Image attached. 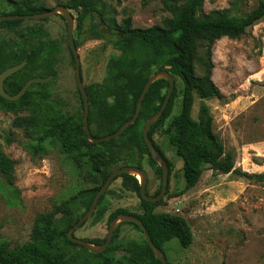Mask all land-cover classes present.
<instances>
[{"label":"rangeland","instance_id":"1","mask_svg":"<svg viewBox=\"0 0 264 264\" xmlns=\"http://www.w3.org/2000/svg\"><path fill=\"white\" fill-rule=\"evenodd\" d=\"M18 0H0V14L9 13ZM37 5L53 8L68 0H36ZM109 16H114L118 32L123 19L130 17L132 27L146 28L164 25L170 13L158 0H105ZM258 0H204L202 12L227 9L232 15H243L252 10ZM40 3V4H39ZM75 16V12L71 11ZM60 13L42 19H23L21 27H38L43 35L30 38L29 49L44 42L55 41L60 51L54 56V77L46 82L48 97L41 107H53L58 113L77 118L83 117V107L74 74V63L69 51L67 27ZM104 19V18H103ZM94 22L98 23L95 17ZM98 28L106 27L104 38L96 39L87 32V19L81 29L73 28L84 85H97L103 81L110 57L119 54L113 48L115 33L108 32V20ZM104 29V28H103ZM14 31L0 24V40H11ZM195 61L196 75L202 76L209 61L210 79L220 95L206 100L213 116L212 127L221 138L227 151L235 158V166L243 171L264 172V18L249 26L243 33L214 36L208 33ZM213 42L208 48V39ZM209 58V60H208ZM44 71V70H43ZM41 76V75H40ZM177 95L166 127L172 115L178 113L182 81L175 78ZM117 86L112 96L119 95ZM112 98V97H111ZM109 98V99H111ZM34 102L30 105L34 106ZM199 99L194 98L191 115L197 117ZM24 111L20 114H26ZM89 122L91 132L98 133L105 123L96 108ZM13 113L0 109V150L14 161L13 182L0 172V242L11 245L28 240L34 217L49 211L55 202L68 199L80 190L92 186L85 178V168L60 152L55 141L46 140L45 150H35V141L21 130L12 127ZM163 128L152 134L153 141L172 163V171L163 203L154 208L157 212L181 215L188 223L193 241L187 248L179 245L177 238L163 244L169 264H264V178L250 180L235 173H213L205 168L198 183L183 195L168 198L167 194L184 184L182 159L175 152L163 133ZM147 172L146 192L152 195L159 187L161 177L156 171L158 163L150 162L147 154L138 147L122 150L120 159L110 169L120 167L129 155ZM129 161L128 164H134ZM137 181L138 177L134 174ZM106 191V190H105ZM107 211L100 221L93 224L89 217L74 231L83 239H102L108 229V217L121 207L140 213V198L133 184L114 179L105 193ZM83 208L77 206L75 214ZM114 231L115 241L142 243L143 234L135 226L121 222ZM110 244V243H109ZM87 250V249H86ZM80 245H67L66 256L71 264H101V258L89 254ZM125 254L116 251V256Z\"/></svg>","mask_w":264,"mask_h":264},{"label":"trees","instance_id":"2","mask_svg":"<svg viewBox=\"0 0 264 264\" xmlns=\"http://www.w3.org/2000/svg\"><path fill=\"white\" fill-rule=\"evenodd\" d=\"M148 1L143 0V4ZM158 1L171 15L165 18L164 25L146 28L132 27L130 17H126L118 32L114 31L115 18L108 15L105 0H68L64 4L70 12H75V16L72 14L75 28L81 29L84 19H87V32L96 39L104 38L101 28L97 27L98 23L93 21L95 17L97 18V14H101L102 18L110 22L107 26L108 32L116 35L112 44L119 54L108 59L103 81L97 85H85L89 103L88 125L94 108L105 123L100 132H91V134L100 137L113 133L131 118L147 78L153 72L165 69L173 75L174 81L176 77L182 81L180 107L178 113L172 115L166 127L163 128L165 120L172 112L177 95L174 84L166 107L150 126L148 135L167 162V187L172 163L153 141V132L163 128L169 144L182 159L184 184L181 188L167 194L168 198L183 195L193 188L205 168L212 170L215 174L235 173L250 180L261 181L264 178V172L252 173L237 168L234 155L226 150L223 141L214 132L213 116L206 100L218 97L220 91L210 79L212 64L208 61L205 73L198 76L195 71V61L198 58L199 46L206 40L208 33H213L214 36L243 33L249 26L264 18V0H258L256 6L243 15H232L227 9H213L203 13L204 0ZM36 2V0H18L11 12L3 14H29L49 9L43 5H37ZM22 20L0 21L1 25L13 30L15 34L11 40H0V72L10 65L26 60L24 67L4 80V88L10 94L16 93L32 76L55 74L53 60L60 51V46L55 41L44 42L27 49L26 44L30 38L43 35L44 32L38 27H21ZM120 32H123L122 36ZM212 42L211 37L208 39V48ZM71 57L73 60L72 54ZM117 86L122 91L119 95L112 96V91ZM168 86L169 83L165 79L154 81L142 100L136 120L119 136L98 143L87 139L82 123L83 117L74 118L65 113L56 112L53 107L40 106V103L48 97L45 83L31 84L25 93L15 100H7L0 96V109L14 114L12 127L33 139L37 145L36 151L45 150L43 144L46 140L55 141L62 154L68 156L78 168H85V178L92 182L91 187L80 190L68 199L53 203L49 211L37 213L26 242L11 245L8 241H1L0 264H71L66 256V246L79 244L70 241L66 232L89 208L94 195L113 170L110 167L119 161L122 150L126 148L130 151L138 147L140 153L147 154L150 162L156 164L144 142L142 128L146 119L160 107ZM78 93L80 95L79 90ZM195 96L199 99V106L197 117L193 118L191 112ZM32 102L35 103L34 106L30 105ZM24 111L28 112L20 114ZM132 158L133 155H129L128 160L121 166L134 165L142 168L141 164L134 162ZM129 161L134 164H128ZM156 171L162 179V170L159 165ZM0 172L10 183L13 182L14 161L2 150H0ZM118 177L133 184L140 198L141 212H129L119 207L110 213L108 223L118 213H130L142 221L154 245L163 252V244L171 238H177L179 245L183 248L191 245L193 236L184 217L174 213L154 211L156 206L163 203V198L157 201L142 198L139 183L134 174L123 173L114 179ZM160 189L161 182L152 195H157ZM106 191L99 197L96 208L90 216L93 224L100 221L107 211ZM77 206H81L83 211L75 214ZM124 223L131 224L142 232L136 223L130 221ZM120 224L122 223L117 225L115 231ZM105 239L106 236L102 239L87 240L90 243L100 244ZM114 241L113 234L107 248L96 254L80 246L89 254L100 257L101 264H163L154 257L144 236L142 243L121 240L112 246ZM116 251H123L125 254L118 257Z\"/></svg>","mask_w":264,"mask_h":264},{"label":"water","instance_id":"3","mask_svg":"<svg viewBox=\"0 0 264 264\" xmlns=\"http://www.w3.org/2000/svg\"><path fill=\"white\" fill-rule=\"evenodd\" d=\"M57 13L61 14V16L64 18V21L66 23L68 45H69L71 54L73 56V61H74V74H75L76 85H77L78 90L80 92L81 99H82V105H83L82 123H83V128H84L85 134H86L87 139L89 141L98 143V142L105 141V140L119 136L130 124H132L136 120V118L139 114L140 108H141L142 100H143L148 88L150 87V85L158 79H165L169 83V86H168V89L166 91L163 102L161 103L158 110L146 119V121L143 125V128H142L143 139H144V142L146 143V145L148 147L150 155H151L152 159L156 163H158V165L160 166V168L162 170L161 189H160L159 193L157 195H150L146 192L147 172L144 168L137 167L134 165H123V166L117 167L109 173V175L107 176L104 183L100 186V188L98 189V191L94 195L92 202H91L89 208L86 210V212L83 215H81L79 217V219L73 225H71L68 228V230L66 232L67 238L76 244L84 246L88 251L96 254V253H100V252L104 251L107 248V246L109 245V243L112 240L114 231H115V229L119 223L129 222V221L134 222L142 230L143 236L146 239L150 248L152 249L154 257L159 259L163 264H169V262L166 259L164 252L160 248H158L157 246L154 245V243L151 240L150 235H149L147 229L145 228L144 224L142 223V221L137 216H135L133 214L121 212V213H118L117 215H115L111 219V221L109 222L105 241L103 243H100V244L90 243L87 239L75 237L74 231L92 215V213L94 212V210L96 208L97 202H98L101 194L104 193V191L109 187L112 180L120 174L128 173V174H138L140 176V178L138 180L139 191H140L142 198H144L145 200L157 201L159 198L164 196L166 189H167V183H168V165H167V162H166L165 158L163 157V155L155 148L154 144L152 143L151 139L149 138L148 131H149V128L152 125V123L158 119V117L161 115L162 111L164 110V108L166 107V105L168 103V100L170 98V95L173 91L174 84H175L174 77L169 71H167L165 69L153 72L147 78L146 82L144 83V85L141 89V92H140V94L137 98V101H136L135 111H134L132 117L129 118L128 120H126L113 133L103 135L100 137L93 136L91 134V131H90L89 125H88L89 103H88L87 93L85 90V85H84V83L82 81V77H81L80 58H79L77 46L75 44V40L73 38L74 17L72 15V13L70 12V10L65 5L58 4L51 9H47V10H44L41 12H35V13H29V14H0V21L11 20V19H42V18L54 16ZM97 19H98V24L103 26L105 21L103 20L101 14H97ZM106 29H107L106 27H102L101 31L104 32ZM122 34H123V32H120L121 36H122ZM25 64H26V60L24 59L19 63H16V64H13V65L6 67L5 69H3L0 72V96L1 97L5 98L7 100L18 99L25 93V91L29 88V86L31 84H33V83H46L54 77V74H48L46 76H40V75L32 76L28 80L25 81V83L22 85V87L16 93L10 94L4 88V80L6 79V77L11 75L12 73H14L17 70L24 67Z\"/></svg>","mask_w":264,"mask_h":264},{"label":"bare ground","instance_id":"4","mask_svg":"<svg viewBox=\"0 0 264 264\" xmlns=\"http://www.w3.org/2000/svg\"><path fill=\"white\" fill-rule=\"evenodd\" d=\"M138 176V174H136ZM139 177V176H138Z\"/></svg>","mask_w":264,"mask_h":264}]
</instances>
